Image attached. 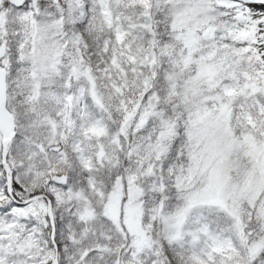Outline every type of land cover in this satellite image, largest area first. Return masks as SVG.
<instances>
[{"label": "snow or ice", "instance_id": "snow-or-ice-1", "mask_svg": "<svg viewBox=\"0 0 264 264\" xmlns=\"http://www.w3.org/2000/svg\"><path fill=\"white\" fill-rule=\"evenodd\" d=\"M0 264H264V0H0Z\"/></svg>", "mask_w": 264, "mask_h": 264}]
</instances>
